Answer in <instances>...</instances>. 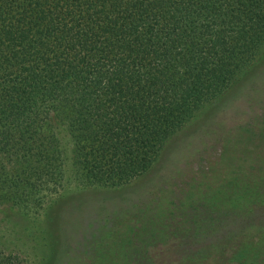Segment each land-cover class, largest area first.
Returning a JSON list of instances; mask_svg holds the SVG:
<instances>
[{"label":"trees","instance_id":"obj_1","mask_svg":"<svg viewBox=\"0 0 264 264\" xmlns=\"http://www.w3.org/2000/svg\"><path fill=\"white\" fill-rule=\"evenodd\" d=\"M263 47L264 0H0V208L141 175Z\"/></svg>","mask_w":264,"mask_h":264},{"label":"rangeland","instance_id":"obj_2","mask_svg":"<svg viewBox=\"0 0 264 264\" xmlns=\"http://www.w3.org/2000/svg\"><path fill=\"white\" fill-rule=\"evenodd\" d=\"M165 144L112 186L78 183L66 159L40 210L0 208V248L25 264H264V47Z\"/></svg>","mask_w":264,"mask_h":264}]
</instances>
